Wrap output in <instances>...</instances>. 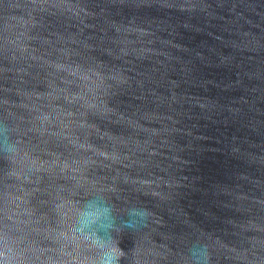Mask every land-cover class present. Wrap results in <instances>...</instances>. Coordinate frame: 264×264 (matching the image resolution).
Wrapping results in <instances>:
<instances>
[{
	"label": "water",
	"instance_id": "water-1",
	"mask_svg": "<svg viewBox=\"0 0 264 264\" xmlns=\"http://www.w3.org/2000/svg\"><path fill=\"white\" fill-rule=\"evenodd\" d=\"M98 193L119 264H264V0H0V264H97Z\"/></svg>",
	"mask_w": 264,
	"mask_h": 264
},
{
	"label": "clouds",
	"instance_id": "clouds-1",
	"mask_svg": "<svg viewBox=\"0 0 264 264\" xmlns=\"http://www.w3.org/2000/svg\"><path fill=\"white\" fill-rule=\"evenodd\" d=\"M5 151L14 154L16 146L5 145ZM149 217V211L142 207H130L127 217L121 222L122 227L136 230L142 227ZM118 221L109 202L102 194H96L84 201L78 208L74 221L76 233L84 236L98 250L97 264H119L122 250L113 244ZM190 264H210V250L201 242H194L189 248Z\"/></svg>",
	"mask_w": 264,
	"mask_h": 264
}]
</instances>
